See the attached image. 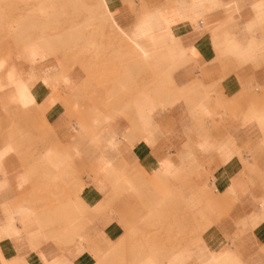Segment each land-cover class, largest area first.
<instances>
[{"label": "crops", "instance_id": "1", "mask_svg": "<svg viewBox=\"0 0 264 264\" xmlns=\"http://www.w3.org/2000/svg\"><path fill=\"white\" fill-rule=\"evenodd\" d=\"M31 1L0 0V264H264V0H108L116 24L93 25L76 0L19 28ZM206 187L222 214L196 243L176 242V212L126 250L129 193L163 224L175 193L196 211Z\"/></svg>", "mask_w": 264, "mask_h": 264}, {"label": "rangeland", "instance_id": "2", "mask_svg": "<svg viewBox=\"0 0 264 264\" xmlns=\"http://www.w3.org/2000/svg\"><path fill=\"white\" fill-rule=\"evenodd\" d=\"M41 2L44 4L43 10L39 9V5H41ZM26 3H28V2H26ZM31 3L32 4L34 3V5H32L30 7L31 11L27 8V5H26V7L21 6V7H19V9H17V12H19V13H23V12L28 13L30 11V13L32 15L26 19L23 18L22 16H20L19 18L23 19L24 21L20 24L16 23L17 25H19V28H21V26L26 24V23L33 26V27L43 25V24L44 25L45 24H48V25L52 24V20L54 18H49L48 10L51 9V14H53L56 9L65 7V6H60L61 2L59 3L57 0L53 1V7L54 8H51V6H50L51 2L50 1L46 2V0H34V1H31ZM78 3H79V1H78ZM66 5H67L68 9L75 8L76 7V0H67ZM108 5H109V3H108ZM83 8L85 10H89L90 15L89 16L85 15L82 18L83 19L82 23L78 22V25H80V24L93 25V24H98V23L99 24L100 23H111V24H113L112 18L108 17L107 19H104L105 15L103 14L102 9L99 8V0H83ZM96 12L101 14V16L100 17H93L91 15V14L96 13ZM85 14H87V11H85ZM44 15H46V16L44 17ZM110 15H111V13H110ZM57 19H61V20L66 19L65 23H68V24L72 23L73 25L77 24L74 21V20H76V17H73V16H68L67 18L62 17V18H57ZM122 35H125V34H122ZM19 36H20V39L22 41L29 40L26 37H24L22 33ZM126 37H127V39L129 38V36H126ZM30 41L32 42L33 39H30ZM29 44H31V43H29ZM33 45H34V47L40 46L39 43H36V42ZM34 50L39 55L37 59L43 58L44 50L42 47H38V49L34 48ZM24 52H25L26 56L30 57L29 55H31V51H29V48L24 49ZM38 52H40V54ZM28 53H29V55H28ZM155 53H156V51L152 50V52H149L148 54L154 55ZM40 55H42V56H40ZM31 59H33V58H31ZM258 88H260L259 85L258 84L255 85V87L253 88V93L255 92L254 90L258 89ZM258 103L261 106H264V97H260ZM250 116L249 115H248V117L244 116V121L245 122H251ZM261 132L264 133V129H261ZM261 148L264 152V145ZM109 165H110V163L108 164V166L105 164L104 167L107 166V168H108ZM245 168H248L250 170L251 167H250V165L247 164V165H245ZM79 187H81V185ZM170 188H179V189L188 190L189 186H188L187 182L183 180V181L176 182ZM121 193H119V194H121ZM189 193L190 192L175 193V194H177V195H175V201L180 202L181 208L176 209V210L169 209L168 211H166L163 215V221H165V223H163V224H161L160 222L157 223L158 220H156V219H153L152 223H140L139 220L134 217V216H137V214L139 212L138 206L140 205V202H139L140 198L138 201V198H136L134 195H132V193H129V196H131L135 208L134 209L130 208L128 210L122 209L120 212L121 214L120 213L118 214V220L122 223L125 232H127L129 235V240L124 245L126 250H129V249L136 247V249L139 251L140 242L145 243V244L147 243L148 245H151V246L156 244L157 241L160 242L161 241L160 237L162 236V232L164 230L166 231V228L168 227L166 222H169V223L172 222L173 217L176 214V212L177 213L179 212L180 214L184 215L187 219L186 224L181 225V230H180L181 234L178 237V240L176 242L180 246L184 245L187 242L196 243L199 239L198 231H199L201 225L217 219L219 216H221L222 212H221L220 208L210 207V205H209V198L213 196L212 189L206 187L205 189H196L195 191L191 190V193H197L201 196V202L199 204V208L196 211H191L185 205L186 204L185 203L186 202V196ZM68 195L70 196L71 194L69 193ZM132 201H130L129 204H131ZM117 244H123V241L118 240ZM128 258H126L127 261H128ZM116 263L117 264H123L122 257L117 256L116 257ZM102 264H108V262L102 261Z\"/></svg>", "mask_w": 264, "mask_h": 264}, {"label": "bare ground", "instance_id": "3", "mask_svg": "<svg viewBox=\"0 0 264 264\" xmlns=\"http://www.w3.org/2000/svg\"><path fill=\"white\" fill-rule=\"evenodd\" d=\"M51 2V4H50V6H51V8H54L53 7V1L54 0H46V2ZM59 3L61 2V4H60V6H65L66 5V2H67V0H57ZM43 8H44V4L41 2V5H39V9L41 10H43ZM99 8L100 9H102V11H103V14L105 15V17H104V19H107L108 17H110V18H112L111 17V15H110V11H109V5H108V0H99ZM24 20L23 19H18L17 20V22L16 23H22ZM30 21V20H29ZM15 22V21H14ZM31 22V21H30ZM113 22V24H116L114 21H112ZM15 23V24H16ZM10 28H11V24H10ZM138 29V28H137ZM20 35H21V33H20ZM140 34L138 33V32H133V33H131V35H129V40L134 44V46H135V48H136V51L139 53L140 51H142V49H140L139 47H138V45L134 42L135 41V37L136 36H139ZM148 35H153V34H151V33H148ZM41 40V41H40ZM40 41V43H39V45L40 46H43V43H41V42H43V38H40V39H38V38H36V39H33V41L31 42V44H29L28 46H30V47H33L34 45V43L36 42V43H38ZM145 48V47H144ZM144 48H143V50H144ZM146 51H147V49H145ZM29 51H31L32 52V50H30V48H29ZM145 53H147V52H145ZM146 55V54H145ZM148 55V54H147ZM142 57H143V55H142ZM141 58V57H140ZM145 60V59H144ZM22 83L20 82L19 83V85L16 83V86H18V88H20V85H21ZM122 87V86H121ZM124 91V90H123ZM19 92H20V90H19ZM16 94H17V92H16ZM23 94L22 93H20V98H21V100L23 101ZM250 115H254V116H257V114H255V113H253V114H250ZM110 118H112V117H110ZM118 138V137H117ZM204 142V141H203ZM7 148H8V146H7ZM110 163V162H109ZM106 164V163H105ZM118 184V183H117ZM149 260V259H148ZM148 262V261H147ZM152 262V261H151ZM150 262V263H151ZM136 264H141L140 263V261H139V259L137 260V263ZM155 264V263H154ZM166 264H175V257L174 256H171V257H169L168 258V260H167V262H166Z\"/></svg>", "mask_w": 264, "mask_h": 264}]
</instances>
